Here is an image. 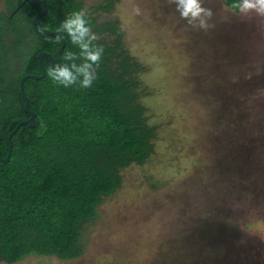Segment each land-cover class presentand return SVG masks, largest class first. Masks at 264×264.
<instances>
[{"label":"rangeland","instance_id":"374dc122","mask_svg":"<svg viewBox=\"0 0 264 264\" xmlns=\"http://www.w3.org/2000/svg\"><path fill=\"white\" fill-rule=\"evenodd\" d=\"M201 6L205 27L168 0L99 12L141 66L154 151L121 170L80 232V256L11 264H264V17L226 0Z\"/></svg>","mask_w":264,"mask_h":264},{"label":"trees","instance_id":"16d2710c","mask_svg":"<svg viewBox=\"0 0 264 264\" xmlns=\"http://www.w3.org/2000/svg\"><path fill=\"white\" fill-rule=\"evenodd\" d=\"M5 0L0 10V157L8 149V134L27 118L19 79L39 74L37 54L56 56L60 40L31 26L39 4ZM47 12L37 26L56 31L72 12L88 10L94 46L104 51L96 79L89 88H65L48 76L26 78L23 91L38 125L22 124L12 135L8 161L0 160V260L15 263L26 256L68 260L84 252L80 232L95 220L103 199L121 186V170L143 164L154 151L156 126L149 123L140 64L123 46L116 19L102 17L118 0L84 7L82 0H43ZM238 0H226L233 8ZM235 9V8H233ZM236 10V9H235ZM66 51L78 53L66 33ZM82 79V77H81Z\"/></svg>","mask_w":264,"mask_h":264},{"label":"clouds","instance_id":"9594fccd","mask_svg":"<svg viewBox=\"0 0 264 264\" xmlns=\"http://www.w3.org/2000/svg\"><path fill=\"white\" fill-rule=\"evenodd\" d=\"M168 2L176 4V11L181 19L189 24L199 20L201 27L206 26L200 19L202 14L207 13V10L201 6V0H168ZM233 8L243 15L255 13L259 17H264V0H238V3L233 4ZM88 15L87 9L74 11L56 29L57 32L66 33L71 44L79 50L78 53L66 51L62 60H73L79 56L83 61L80 66L75 63H64L49 67L47 76L57 85L68 88L78 84L80 88L86 89L91 87L96 79V69L99 67L104 49L92 43L99 37L92 31L87 19Z\"/></svg>","mask_w":264,"mask_h":264},{"label":"water","instance_id":"95a60500","mask_svg":"<svg viewBox=\"0 0 264 264\" xmlns=\"http://www.w3.org/2000/svg\"><path fill=\"white\" fill-rule=\"evenodd\" d=\"M26 1L28 3L39 4L41 6L40 10L32 18V21H31L32 28L37 32H40V33H43L46 35H51V36L58 38L60 40V45L58 47L55 58L50 53H48L46 51H41L37 54V59H38V63L40 66V73L39 74H25V75L21 76L19 79V91H20V94L24 100L23 108H24L25 113L28 116H27V118L20 120L15 125V127L10 131V133L8 134V137H7L8 138V149H7L6 156L3 158L0 157V160L3 162L8 161V159L10 157V153H11V149H12L11 137L16 132V130L24 123H26L32 127H36L39 123L35 112L30 110L28 107L29 101H28V98L23 91V83H24L25 79L26 78L40 79V78H43L45 76L46 71H45L44 62H43L44 57L48 58L51 67H56L57 65H62L61 54H62V51H63L64 46H65V40L59 32L49 30V29H45V28H40L37 26V20L41 16H43L48 10L47 5L43 0H22L21 3L15 7V9L13 10V12L11 14H13L15 11H17L19 9V7Z\"/></svg>","mask_w":264,"mask_h":264}]
</instances>
